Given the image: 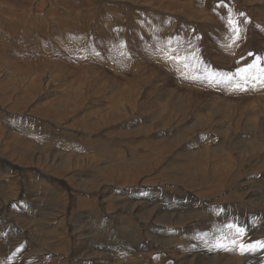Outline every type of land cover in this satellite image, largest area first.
Wrapping results in <instances>:
<instances>
[{
  "label": "rangeland",
  "instance_id": "obj_1",
  "mask_svg": "<svg viewBox=\"0 0 264 264\" xmlns=\"http://www.w3.org/2000/svg\"><path fill=\"white\" fill-rule=\"evenodd\" d=\"M263 11L264 0H0V164L18 161V166L30 168L32 183H24L22 189L44 194L41 200L37 196L35 207L24 208V220L34 208L47 210V218L51 205L52 210L69 199L70 194L62 192L63 181L82 188L81 207L74 197L66 211L76 223L81 214L93 219L103 214L95 194L101 187L107 189L106 196L118 195L116 186L124 184L137 192L156 187L158 203L174 204L177 197L182 200L181 195L187 200V195L197 193L191 189L203 183L197 178L211 172L210 159H219L211 152L219 143L226 148L224 164L231 160L233 166L227 165V172L233 175L226 177L228 184L222 172H216L210 183L218 182L217 187L225 179L221 191L226 193L252 173L256 186L263 190L259 181L264 166L256 162L264 156L259 143L262 136L254 137V149L248 142L252 149L243 152L236 139H246L244 132L252 137L251 131L244 118L228 111L233 103H242L241 109L244 99L260 98V92L264 97V84L254 79L245 83L236 75L238 68L254 61L257 71L252 76L259 74L261 61L256 57L264 59ZM217 109L224 113H216ZM219 119L221 126L211 124ZM222 129L233 132L231 141H221ZM166 179L181 185L165 191L168 182L163 188L160 184ZM133 196L130 191L128 197ZM147 198L133 197L132 202ZM6 211L14 213L11 208ZM132 216H127L126 227L142 240L144 230ZM32 236L42 235L35 231ZM2 258L6 262V255Z\"/></svg>",
  "mask_w": 264,
  "mask_h": 264
},
{
  "label": "bare ground",
  "instance_id": "obj_2",
  "mask_svg": "<svg viewBox=\"0 0 264 264\" xmlns=\"http://www.w3.org/2000/svg\"><path fill=\"white\" fill-rule=\"evenodd\" d=\"M179 31L181 30L179 29ZM165 33H166V30H165ZM170 33H172V31ZM22 39L24 38L22 37ZM73 43L75 42H72V45H74ZM68 44L70 45L71 42ZM68 47L69 46H67V48ZM73 47H76V45ZM247 51L246 53H248ZM246 53L244 55H246ZM48 82L49 81H47V83ZM187 93H186V97L188 96L190 92L188 94ZM260 93H261L260 98L252 97L250 99L249 98L244 99L245 106L242 105L241 109L239 108V105H241L242 103H239L237 105L233 103V105H229L228 111L241 117L240 119L244 118L245 125H248V127L247 126L246 127L249 128L251 131L252 137H250L249 135L250 132L246 133L243 131L244 136L246 135V139H241V138H240L241 140L236 139V142L240 143L238 147L241 148L243 152L245 150H251L255 146L254 137L262 136V142H259V143H262L261 151H262V154L264 155V141H263V137H264V97H262V92ZM177 95L179 94L177 93ZM183 97H184V94H183ZM181 98H182V95H181ZM185 103L191 104L189 102H185ZM122 104L124 103H120V106H123ZM237 110H241V111L237 112ZM215 111L216 113H218L219 111H222L224 113V110L218 111L217 109ZM220 114L221 113H219V115ZM224 115L225 114H222L220 117ZM15 119L18 120V118H15ZM220 119L216 121H212L211 124L214 122L216 127L221 126L223 122L220 121ZM19 122H20V119H19ZM21 129H23V127ZM223 129L221 130L222 131L221 133L222 136L220 137L221 141L223 143L224 141L225 142L231 141L230 135L232 137L233 132L225 131ZM248 142H249V145H251V147L253 146L252 148L249 145H247ZM205 145L207 146V144ZM215 146H216L215 149H211V152L213 156L218 154L219 159H215V158L210 159L212 162V164H210L212 166V169L210 168L211 172L204 173L199 178H197V179L202 180L203 183H201V186L200 185L198 186L196 184L198 188L191 189V190H194V192L197 191V193H193L192 196L187 195L189 196L187 197L188 198L187 200L183 199L185 195H181L183 197L182 200L180 199V197H177L178 200L174 204H172L170 201H165L162 204L158 203L159 199L157 198L156 187H154V189L152 190L151 188L149 189L148 188L149 186H146V185H145L146 187L144 188L146 190L141 189L142 191L140 192H137V189L135 188H129L128 185L126 184L121 185V186H116V191L118 190L119 192L118 195H117V192H115V194L113 195L111 194L108 196L104 194V192H106L107 189L101 187L100 189L98 188L97 191L95 189L94 190H95V194H97L100 197V206H102L103 208V214L101 216L98 215L96 219L89 218L88 214H81V221L79 223H76L72 218H70V216L67 217L66 211L68 210V208L72 207L74 197L77 198L76 205L80 206L81 202L79 201V199H80V193H81L80 191L82 190V188L78 184L75 185L76 186L75 187L71 185L70 182L68 183L66 181L61 182L63 184L62 192L66 190L70 194L69 199H67V197L66 198L64 197L65 199L62 200L63 197H61L62 201H60L59 204H56L57 208L56 207L55 209L52 208V210H51V207H52L51 205L48 208L49 216L47 218L45 217L47 210L45 211L44 209L40 208L39 211H35L34 210L35 208H34L32 212H29L31 219L28 220V218L30 217L28 215L29 217L26 218L27 220H24V217L21 216L22 214H24L23 212H25L24 208L35 207V205L33 204L34 201L38 198L40 199V197L44 196V194L39 191L34 192L36 190L32 191L33 193L28 194L26 192L27 187L22 189V185L24 183H28V182L32 183L31 182L32 175H29L30 168L23 167L24 165L22 167L18 166L16 164L18 161L16 163L10 162L9 165L7 164V166H5L4 163L6 161H3V163L0 164V167L1 166L5 167V170H1L0 168V218L3 219L2 224H1V229H0V255L1 256L6 255V258L4 259L6 260V262L3 261V258H4L3 257L2 260H0L1 264H264V246H261V244L259 243V242H264V224L262 225L263 223L262 220H264V177H262V179L259 181V185L263 186V190L260 189L258 186H256L257 184L255 181L256 179L254 180L253 176H251L252 173L248 172L249 174H246L245 177L243 176L242 180L238 182L237 185H234V187H237L235 188V190L230 191L228 189L229 190L228 192L226 193L222 192L221 190L223 189V186L225 185V183L229 184V181H230L229 179L226 178L231 173V172L230 173L227 172L229 168L227 165H232V164H230L231 160H227V165L224 164L226 163V160L224 159L225 157L224 152L226 151V148H224V146H222V144L220 143L215 144ZM21 147L22 146H20V149ZM184 148H186V146H184ZM20 149L18 150L20 151ZM29 155L37 158L36 154H29ZM40 155L42 154L40 153ZM57 155L55 154L54 156L56 157ZM257 155L255 154L253 150V158ZM253 158H248V160L250 159L254 161ZM60 159H58V161H60ZM28 162L30 163V161ZM256 162L262 164V168H263L264 156H259ZM29 163H26V165ZM180 165L184 168L186 166L185 164H180ZM231 167L230 169H232ZM38 168H39V165H38ZM173 172H175V170ZM216 172H222L223 174L222 178L227 179L228 182H225V179H224V181H221L217 187L215 186L218 182H215L213 184L210 183L212 178L215 177ZM26 174L29 176L28 178ZM231 174L233 175V173ZM105 180L103 178V181ZM168 180L165 183H161V184L158 183L160 184L161 188L164 187L163 189L165 191H168V190L172 191V189H174V186L181 185L179 184V182H176L173 180H171L172 182H168ZM148 182L149 181H147V183ZM166 183H167V186L166 187L163 186V184L166 185ZM12 185L14 186L19 185V186L15 188L16 189L15 190L12 187ZM107 186L109 188V185ZM57 188L59 190V187ZM85 189H87V187H85ZM122 191L123 193H120ZM130 191H133L134 193L133 197H137V198H139L140 196L147 195L148 197L147 201L145 200L144 202L143 201L132 202L133 197H128V193ZM37 196L39 197L37 198ZM163 199H166V196H164ZM96 202H99V201H96ZM55 203H58V202H55ZM144 203H146L145 208L143 206ZM48 204H52L50 200ZM8 208H11L14 211V213H7V211L5 212V210ZM74 210L75 209L69 210V214L71 215L70 212ZM146 211L147 213L144 215ZM177 211H179L178 214L176 213ZM93 214L96 215L97 213H93ZM18 215H20V217ZM130 215H133L131 219H133V217L137 219L138 224L140 223L141 227L144 230V237L142 238V240H139L137 234L133 232L132 230H130L129 228H127L128 227L127 224H129L127 220L128 218L127 216H130ZM44 218L46 219L45 221L42 220ZM108 219H114V220L116 219V221L117 220L119 221L118 222L115 221L114 223L113 222L110 223L109 221L108 223ZM134 228L136 227L134 226ZM138 228L140 227L139 226L137 227V231H138ZM195 228L196 230L194 231ZM35 231H39V233L42 236H38V238H35L34 236H32L34 235ZM140 244L142 245V247H140ZM224 245L227 247L226 249ZM222 246L224 249H222Z\"/></svg>",
  "mask_w": 264,
  "mask_h": 264
},
{
  "label": "snow or ice",
  "instance_id": "obj_3",
  "mask_svg": "<svg viewBox=\"0 0 264 264\" xmlns=\"http://www.w3.org/2000/svg\"><path fill=\"white\" fill-rule=\"evenodd\" d=\"M243 15V14H241ZM230 23H233L232 21H230ZM236 27L234 25V30H236ZM249 55H252L251 53ZM257 61H261L260 66L258 68V75L256 76H252V72L253 71H257V64L254 61L251 64L246 65L243 68H238L236 70V75L239 76L240 80L247 83L250 79H254L256 81H259L261 84H264V59L260 58V57H256ZM230 79H232V77H230ZM261 244V246H264V242H259Z\"/></svg>",
  "mask_w": 264,
  "mask_h": 264
}]
</instances>
